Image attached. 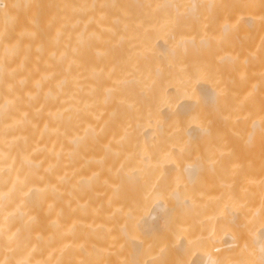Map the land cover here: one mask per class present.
<instances>
[{
	"label": "bare ground",
	"instance_id": "6f19581e",
	"mask_svg": "<svg viewBox=\"0 0 264 264\" xmlns=\"http://www.w3.org/2000/svg\"><path fill=\"white\" fill-rule=\"evenodd\" d=\"M0 7V264H264V0Z\"/></svg>",
	"mask_w": 264,
	"mask_h": 264
},
{
	"label": "rangeland",
	"instance_id": "374dc122",
	"mask_svg": "<svg viewBox=\"0 0 264 264\" xmlns=\"http://www.w3.org/2000/svg\"><path fill=\"white\" fill-rule=\"evenodd\" d=\"M0 8H1V7H0ZM1 9H2V8H1ZM1 9H0V10H1ZM0 15H1V14H0ZM0 18H1V17H0Z\"/></svg>",
	"mask_w": 264,
	"mask_h": 264
}]
</instances>
